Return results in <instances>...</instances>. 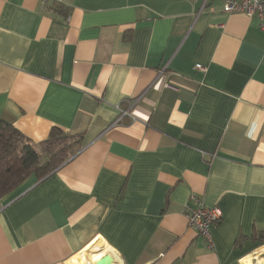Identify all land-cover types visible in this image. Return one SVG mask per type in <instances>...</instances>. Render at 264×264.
I'll return each instance as SVG.
<instances>
[{
  "label": "crops",
  "instance_id": "0c3cea01",
  "mask_svg": "<svg viewBox=\"0 0 264 264\" xmlns=\"http://www.w3.org/2000/svg\"><path fill=\"white\" fill-rule=\"evenodd\" d=\"M0 119L38 152L53 128L81 138L0 197V264H264L257 19L221 0H0ZM192 195L222 210L211 242Z\"/></svg>",
  "mask_w": 264,
  "mask_h": 264
},
{
  "label": "trees",
  "instance_id": "16d2710c",
  "mask_svg": "<svg viewBox=\"0 0 264 264\" xmlns=\"http://www.w3.org/2000/svg\"><path fill=\"white\" fill-rule=\"evenodd\" d=\"M53 128L45 149L35 150L28 140L7 121L0 119V197L17 189L27 178H41L73 155L81 138L58 135ZM264 243V236L259 237Z\"/></svg>",
  "mask_w": 264,
  "mask_h": 264
},
{
  "label": "built area",
  "instance_id": "2783aa9c",
  "mask_svg": "<svg viewBox=\"0 0 264 264\" xmlns=\"http://www.w3.org/2000/svg\"><path fill=\"white\" fill-rule=\"evenodd\" d=\"M46 1V0H44ZM225 13L243 12L258 21L259 29L264 33V0H221ZM196 69L205 70L201 65ZM123 111L122 114H126ZM195 207H187L186 216L190 227L196 230L204 240L211 242V229L222 219V210L219 206H206L192 195Z\"/></svg>",
  "mask_w": 264,
  "mask_h": 264
},
{
  "label": "water",
  "instance_id": "95a60500",
  "mask_svg": "<svg viewBox=\"0 0 264 264\" xmlns=\"http://www.w3.org/2000/svg\"><path fill=\"white\" fill-rule=\"evenodd\" d=\"M94 264H115L114 259L110 254H104L103 256L95 259Z\"/></svg>",
  "mask_w": 264,
  "mask_h": 264
},
{
  "label": "bare ground",
  "instance_id": "6f19581e",
  "mask_svg": "<svg viewBox=\"0 0 264 264\" xmlns=\"http://www.w3.org/2000/svg\"><path fill=\"white\" fill-rule=\"evenodd\" d=\"M97 253L98 252H95L87 261V264H93L96 256H97ZM253 255H256V254H253ZM243 261V260H242ZM261 262V261H260ZM243 264H253L252 262V257H248L247 259H245L243 262Z\"/></svg>",
  "mask_w": 264,
  "mask_h": 264
},
{
  "label": "rangeland",
  "instance_id": "374dc122",
  "mask_svg": "<svg viewBox=\"0 0 264 264\" xmlns=\"http://www.w3.org/2000/svg\"><path fill=\"white\" fill-rule=\"evenodd\" d=\"M261 250L264 251V247H263V248H258L256 252L259 253ZM253 257H254V256H253ZM255 258H257V257H255ZM255 258H254V259H255Z\"/></svg>",
  "mask_w": 264,
  "mask_h": 264
}]
</instances>
